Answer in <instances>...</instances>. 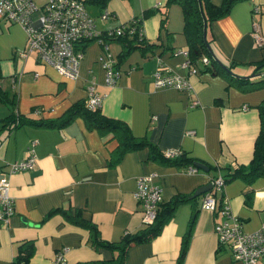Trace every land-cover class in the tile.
<instances>
[{
    "label": "crops",
    "instance_id": "0c3cea01",
    "mask_svg": "<svg viewBox=\"0 0 264 264\" xmlns=\"http://www.w3.org/2000/svg\"><path fill=\"white\" fill-rule=\"evenodd\" d=\"M165 3L107 0L105 7L114 15L104 20L99 3L98 14L88 11L101 30L142 15L145 38L159 41L151 51L132 47L126 54L122 40L109 39L119 69L113 85L104 82L98 42L84 43L77 73L66 76L39 62L34 51L21 55L26 47L23 27L0 18V92L14 101L15 112L57 118L75 102L86 101L93 85L102 95L99 111L119 121L123 129L101 130L80 115L62 126L0 127V177L8 180L13 205L8 222L0 223V264H17L21 246L30 253L24 264H51L59 251L67 264L112 259L116 250L93 246L82 222L91 221L107 241L137 231L143 226V211L134 198L136 178L152 171L153 182L161 187V206L183 199L175 202L155 235L127 247L123 264H236L213 230L222 217L218 209L222 200L244 230L264 223V167L255 174L234 173L224 181L215 193L214 210L201 206L210 187L192 194L215 174L230 173L252 158L260 128L258 104L264 98V79H259L264 73V0H235L225 14L206 24L213 57L228 69L199 65L195 73L182 66L184 55L177 51L187 45L183 9L179 3ZM255 30L261 41L254 37ZM159 63L183 75L190 87L156 86L152 74ZM192 100L197 102L191 105ZM9 109L0 99V117ZM125 132L158 150L176 149L208 169L193 163L196 170L189 172L184 169L187 163L154 160L147 144L115 159ZM32 141L33 167L9 172V163L23 158ZM75 211L77 219L72 216ZM259 262L264 264V257Z\"/></svg>",
    "mask_w": 264,
    "mask_h": 264
},
{
    "label": "built area",
    "instance_id": "2783aa9c",
    "mask_svg": "<svg viewBox=\"0 0 264 264\" xmlns=\"http://www.w3.org/2000/svg\"><path fill=\"white\" fill-rule=\"evenodd\" d=\"M86 5L87 0H0V18L17 22L23 27L26 47L20 51L21 55L34 51L39 62L53 66L66 76H74L77 73L84 43L87 40L98 42L102 47L99 60L104 73V82L113 85L119 69L116 67L117 59L109 49L108 40L127 34L141 36L144 34L141 21L139 22L138 17L135 16L128 21L101 30L96 27ZM113 15L114 13L108 8L102 7L101 19ZM253 35L261 41L262 35L258 31L255 30ZM177 51L184 55L182 66L187 68L188 73H195L199 64L189 58L187 48L183 47ZM200 60L208 61L205 55ZM152 75L156 86L177 89L190 87V83L183 75L162 63L157 65ZM101 100L102 95L90 85L88 97L84 101L86 107L96 108ZM196 102L192 100L191 105ZM32 145L33 141L27 146V153L23 158L9 163V172L33 167L36 154ZM163 153L170 157L178 155L176 149H166ZM184 169L193 172L196 166L187 163ZM155 175L156 172L152 171L136 178L134 198L142 208L143 224L153 221L158 204L161 202V187L153 182ZM210 183V188L201 197V206L207 210H214L218 205L215 193L223 186V176L215 175ZM218 209L222 217L213 224L217 243L229 249L236 264H260V259L264 257V223L256 229L247 231L242 228L240 218L231 210L226 200H222ZM12 213L13 205L8 180L2 176L0 177V223H7ZM51 264H67L61 251L55 253Z\"/></svg>",
    "mask_w": 264,
    "mask_h": 264
},
{
    "label": "trees",
    "instance_id": "16d2710c",
    "mask_svg": "<svg viewBox=\"0 0 264 264\" xmlns=\"http://www.w3.org/2000/svg\"><path fill=\"white\" fill-rule=\"evenodd\" d=\"M90 1L99 3L101 7H104L105 3L107 2V0ZM234 1L235 0H222L220 4H215L211 0H166V3H179L183 9V30L187 35V45L185 47L187 48L189 58L192 61L197 62L199 65H204L205 67L211 68L212 70L218 71V67H220L222 64L215 57H213V54L209 52L207 48V40L203 37V25L204 22H206L207 24L210 20L225 14ZM141 17L142 15L138 16L139 22L141 20ZM110 39L122 40L126 46V54L132 47H139L144 50L151 51V49L155 45L159 44V41L157 40L148 41L145 38L144 34L139 37L137 35L135 36L133 34H127ZM204 55L208 59V61L206 62L200 60ZM262 64L264 65V60L262 61ZM225 68L226 70L228 69L225 66L222 67V69ZM1 76L2 74L0 69V77ZM259 79H264V73ZM0 99L5 102L7 101L10 107L9 112L3 117H0V127L6 126L8 129H13L23 124H32L37 126H62L70 121L75 115H80L89 126H95L101 130L108 129L115 130L117 133L119 131L123 133V129L120 126L119 121L101 113L99 111V106L93 109L86 107L84 101L75 102L74 104L69 106L61 116L57 118L45 119L32 118L30 116L15 112L14 101L11 99L9 100L1 92ZM258 112L260 117V128L255 139L252 158L247 165L236 166L230 173L221 174L224 181L232 177L234 173L239 172L242 174H255L264 167V98L258 104ZM143 144H147L149 146L148 156L154 160L179 166L185 163H194L191 161V159L186 158L181 152L178 153L177 156H166L164 155L163 151L158 150L152 143H149L146 139L135 137L132 134L126 132L119 138L120 148L118 149V152L113 155V157L115 159H118L125 150ZM180 199H183V197L174 198L165 207L161 206V204L159 203L155 218L151 223L143 224V226L135 232H125L116 241H107L101 239L97 227L91 221L82 222V224H84L88 229L89 242L93 246L107 247L111 250H116L117 254L112 259H108L105 261H82L78 264H123L127 247L132 243L148 239L151 236L155 235L160 230L163 222L168 217L169 211L173 209L175 202ZM63 214L70 218V214L67 211H63ZM77 214L78 211H75L72 215L73 218H75ZM20 249L22 253H19L18 257L16 258V263L24 264L30 254L29 248H22L21 246Z\"/></svg>",
    "mask_w": 264,
    "mask_h": 264
},
{
    "label": "water",
    "instance_id": "95a60500",
    "mask_svg": "<svg viewBox=\"0 0 264 264\" xmlns=\"http://www.w3.org/2000/svg\"><path fill=\"white\" fill-rule=\"evenodd\" d=\"M205 32H206V22H204V25H203V37L205 38ZM207 47H208V49H209V51L213 54V52H212V50H211V47L209 46V44H207ZM217 59V58H216ZM218 60V59H217ZM219 61V60H218ZM220 62V61H219ZM221 63V62H220ZM194 164L196 165V166H198V167H200V168H203V169H205V170H207L208 169V167L205 165V164H203L202 162H200V161H194ZM210 185H211V183L210 182H208L207 184H205V185H201V186H199V187H197L195 190H194V192L192 193L193 195L195 194H198L199 192H202V191H204L205 189H208L209 187H210Z\"/></svg>",
    "mask_w": 264,
    "mask_h": 264
},
{
    "label": "rangeland",
    "instance_id": "374dc122",
    "mask_svg": "<svg viewBox=\"0 0 264 264\" xmlns=\"http://www.w3.org/2000/svg\"><path fill=\"white\" fill-rule=\"evenodd\" d=\"M111 1V0H110ZM86 7H87V9H88V11L92 14V15H96V14H98L99 13V8H98V6L94 3V2H89L88 0H87V5H86Z\"/></svg>",
    "mask_w": 264,
    "mask_h": 264
}]
</instances>
